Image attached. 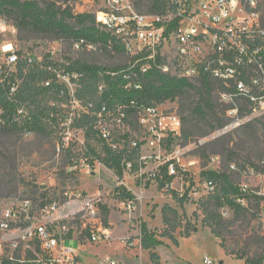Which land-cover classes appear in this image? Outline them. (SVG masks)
Instances as JSON below:
<instances>
[{
  "label": "rangeland",
  "instance_id": "1",
  "mask_svg": "<svg viewBox=\"0 0 264 264\" xmlns=\"http://www.w3.org/2000/svg\"><path fill=\"white\" fill-rule=\"evenodd\" d=\"M142 1L146 5L138 12L148 14L150 0ZM261 3L264 28V0ZM56 4L60 11L67 9L73 15H77L76 5H81L77 0H60ZM65 22L74 29L80 28L73 20L66 19ZM10 44L18 52L20 62L32 56L41 60L42 64L52 66L60 77L55 76L49 81L52 83L56 80L65 91L61 96L51 91L41 98V104L49 111L50 118L45 121L48 135L43 137L32 132L22 136L24 144L35 146L42 141L44 145L37 153H30V150L24 152L19 171L26 182L46 190L47 195L58 196L68 189H80L94 198L98 207L96 232L102 239L99 242H87L86 223L82 220L79 205L65 204L58 213L74 218L70 221L75 232L74 239L89 253V257L82 253L83 258L78 264H108V260L116 264H204L205 257L216 264H242L250 258L258 260L264 255V219L258 216L260 201L254 195L251 194L243 206L248 210L247 215H251L246 222H239L242 218L233 210L227 207L220 209L224 220H238L233 231L243 223L242 229H237V235L239 241L248 243V249H241L242 244L233 245L229 237L225 240L228 250L222 249V239L216 238L211 229L202 223L204 208L213 196L205 187L208 179L204 173H224L234 184L246 186L253 192L264 188V109L239 101L238 107L242 113L235 118L225 114V126L205 137L210 124L192 114L198 101L194 90L188 91L184 97L154 105L156 116L147 117L148 124L145 126L140 124L136 114L108 115L105 120L111 134L108 142L120 150L133 153L130 163L135 168L132 172L125 170L119 182L112 170L98 162L94 163V167L89 163L93 156L89 155L87 148L103 155V142L91 132L85 138V132L73 127L78 117L75 102L98 107L102 79L68 84L62 74L69 72L68 68L75 63L115 68L127 66L130 58L120 51L113 52L104 47H98L95 51H75L71 41L65 37L57 38L38 32L21 22L16 14L0 15V49ZM252 44L264 49V36L254 37ZM52 51L55 52L53 57L50 55ZM24 67L17 69L18 85L21 83L20 69ZM24 70L25 74L27 70ZM219 90L214 91L213 101L224 105ZM29 110L35 111V108L29 106ZM166 115L180 118L181 132L164 137L160 144H152L157 138V130L152 129V123L155 117ZM248 128L253 131L250 133L246 130ZM67 132L72 136L69 145L62 141L63 134ZM134 143L138 147L134 148ZM166 162L174 163L176 174L170 188L179 196H186L187 201L182 205L158 189L156 176L159 167ZM137 182L142 185L137 187ZM147 182L149 185L145 187ZM119 185L130 190L135 200L130 202L117 198L114 190ZM22 192L20 189L16 196L0 199V210L20 203L24 197ZM165 206L174 211L168 215V227L163 223L162 209ZM142 224L162 245L150 248L142 245ZM167 229L173 231L174 241L164 236ZM187 231L189 236H184ZM67 244L81 250L83 248L78 242Z\"/></svg>",
  "mask_w": 264,
  "mask_h": 264
},
{
  "label": "built area",
  "instance_id": "2",
  "mask_svg": "<svg viewBox=\"0 0 264 264\" xmlns=\"http://www.w3.org/2000/svg\"><path fill=\"white\" fill-rule=\"evenodd\" d=\"M164 1L166 7L162 12L143 14L135 10L133 0H77L81 5H76V14L92 16L95 27L110 37L106 48L114 52L115 42L130 58L126 68L110 76L121 75L124 88L135 91L142 87L141 77L152 69L191 81L207 77L221 84L220 99L228 107L225 113L228 117L235 118L241 113L239 101L264 109V49L252 44L254 37L264 36L260 0ZM71 45L75 51H95L99 47L84 40H72ZM50 55L53 57L55 52ZM19 62L18 52L11 44L1 47L0 84L10 81ZM24 62L32 65L33 57H26ZM53 72L60 77L56 70ZM62 76L68 84L82 79L78 72H64ZM50 84V81L45 82V86ZM104 87L102 82L100 93ZM75 103L77 116L93 113L92 104ZM131 109L136 110L143 126L148 124L147 117L155 115L153 107L132 105ZM126 110V106L117 105L109 112L103 105L98 113H93L98 136L113 149L118 147L108 142L111 134L105 120L112 113L124 116ZM18 114L23 116L24 109L20 108ZM152 124V129L157 130L152 144H160L166 136L179 135L182 129L176 115L155 117ZM62 141L69 145L71 134H63ZM137 145L134 143L133 147ZM131 167V163H126V170ZM168 172L171 176L176 174L173 162L168 165ZM205 187L209 193L215 190L210 181ZM240 189L248 197L252 194L259 199L258 216L264 219V188L257 192L246 186ZM61 198L63 203L56 199L43 207L24 199L0 210V264H78L79 252L67 244L75 241L70 222L74 218L59 215L69 203L81 208L87 242L102 240L96 232L98 207L94 198L80 189L65 190ZM245 200L237 202L245 206ZM108 264L116 263L108 260ZM204 264L216 263L205 257ZM260 264H264V260Z\"/></svg>",
  "mask_w": 264,
  "mask_h": 264
},
{
  "label": "trees",
  "instance_id": "3",
  "mask_svg": "<svg viewBox=\"0 0 264 264\" xmlns=\"http://www.w3.org/2000/svg\"><path fill=\"white\" fill-rule=\"evenodd\" d=\"M58 1L60 0H0V15L16 14L21 22L28 24L34 30L55 35L57 38L65 37L70 41L84 40L99 47H107L110 37L95 27L92 16L86 14L73 15L67 9L60 11L59 6L56 4ZM261 1L263 0H260V12L262 8ZM148 3V14L160 13L166 7L164 0H150ZM145 5L146 2L142 0L133 1L136 11ZM66 19L75 21L80 28L74 29L66 24ZM257 43H260L259 40H257ZM112 46L114 51H120L119 46L115 42ZM33 60L34 63L32 65L19 62L17 69L19 70L21 66H25L24 68L27 70L24 74V68L20 69L19 78L21 79V83L19 85L16 83L17 70L8 83L0 84V199L16 196L19 190L22 189L21 195L24 196L22 200L29 199L33 205L43 207L53 200L60 199L61 202L63 200L61 194L58 196L47 195L46 190H41L39 187L31 185L22 177L19 166L21 159L25 157L24 152L30 150V153H37L42 145H44L42 141L35 146L33 144H24L22 136H25L27 132H37L43 137L48 135L45 121H48L50 117L48 108L41 104L42 99L51 91L60 96L64 95L65 91L62 85L56 83V80H53L50 86H44L46 81L55 78L53 67L49 64L38 63L35 58ZM50 67L51 70H49ZM126 67L108 68L75 63L68 69L69 72L82 74L81 83L87 80L98 81L100 78L102 79L105 87L99 94L100 101L98 107L93 106V113H98L103 105L107 107L109 112L114 111L117 105H122L127 107L125 116L136 114V110L131 109L132 105L153 107L166 101H173L179 97H184L188 91L194 90L198 101L192 110V114L210 124V129L203 137L225 126L223 120L225 119L228 107L213 101V93L217 88L222 89L221 84L207 77H203L197 81L170 77L152 69L141 77L142 87L140 90H126L121 75L110 76V73L119 72ZM194 84L197 85L195 86ZM13 87L16 88L14 92L11 91ZM29 106H33L35 111H28ZM20 108H23L25 111L23 116L18 114ZM93 113L78 116L73 123V127L85 132V138L91 132L103 142V155L96 154L90 147L87 148L89 155L93 156V159L89 163L94 167V163L98 162L108 170H112L120 182L126 170V163H130L133 159V153L113 149L110 144L102 140L95 130L96 117ZM246 130L250 131V133L253 131L250 128ZM170 163L172 162H166L159 167V174L156 176L158 189L171 195L173 200L182 205L187 201L186 196H179L176 191L170 188V184L174 179V175L171 176L168 172V165ZM134 168L135 166L132 164L131 172ZM203 175L215 186L213 196L204 208L205 218L202 221L203 225L210 228L216 238L222 239L220 245L222 249L228 250L225 240L226 237H229L233 245L242 244L241 249L245 250L248 247V243L245 242V245V243L239 241V236L237 235V229H242L243 223H240V226L238 225L239 228L233 231L234 224L238 220H224L220 214V209L227 207L237 215H240L239 217L242 220L239 222H246L251 215H247V208H244L237 200L247 199L248 196L224 173L210 171ZM136 185L140 187L142 183L137 182ZM148 185L149 182L145 184V187ZM114 194L121 200L130 202L135 200L132 192L127 190L123 185L116 187ZM257 200L259 199L257 198ZM170 212L174 213L169 207H163V223L166 226L169 224L168 215ZM85 233L88 235L87 232ZM172 233V230L167 229L164 236L174 241ZM184 236H189V231ZM141 242L145 248L162 245L161 241L155 239L148 232L145 224L141 226ZM263 260L264 255L258 260L250 258L242 264H260Z\"/></svg>",
  "mask_w": 264,
  "mask_h": 264
},
{
  "label": "crops",
  "instance_id": "4",
  "mask_svg": "<svg viewBox=\"0 0 264 264\" xmlns=\"http://www.w3.org/2000/svg\"><path fill=\"white\" fill-rule=\"evenodd\" d=\"M73 242H78L80 244V242L78 240H75V241L73 240ZM81 247H83V245H81ZM74 248L79 252V260H81L83 258L82 253L85 254V256L89 257V253L84 249V247L82 248L83 251L77 247H74Z\"/></svg>",
  "mask_w": 264,
  "mask_h": 264
}]
</instances>
